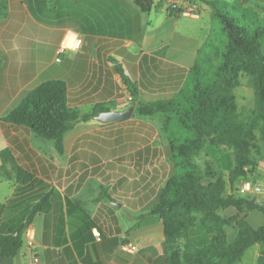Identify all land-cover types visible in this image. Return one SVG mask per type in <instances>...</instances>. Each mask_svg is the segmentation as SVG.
I'll use <instances>...</instances> for the list:
<instances>
[{
  "label": "crops",
  "instance_id": "obj_1",
  "mask_svg": "<svg viewBox=\"0 0 264 264\" xmlns=\"http://www.w3.org/2000/svg\"><path fill=\"white\" fill-rule=\"evenodd\" d=\"M1 1L0 154L8 151L11 163L0 170V234L22 236L23 264L34 257L35 264H165L163 222L138 224L173 175L170 145L163 119L135 109L182 89L211 34L210 26L206 36L200 32L203 20L214 19L210 0H153L149 12L134 0ZM55 80L66 83L69 106L82 113L97 105L134 112L112 123H77L59 152L53 141L5 121L31 90ZM16 168L30 176L25 183ZM44 196L51 208L27 223Z\"/></svg>",
  "mask_w": 264,
  "mask_h": 264
},
{
  "label": "trees",
  "instance_id": "obj_2",
  "mask_svg": "<svg viewBox=\"0 0 264 264\" xmlns=\"http://www.w3.org/2000/svg\"><path fill=\"white\" fill-rule=\"evenodd\" d=\"M134 1L144 12L154 5L153 0ZM206 2L222 26L223 46L210 51H205V46L188 71L184 86L170 99L138 103L135 109L137 116L163 119L173 168V175L164 183L148 214L139 218L138 226L163 222L165 264H239L254 245L261 247L258 264H264V225L253 227L248 221V196L228 194L226 181L217 178L211 167L200 169L195 161L205 148L225 147L233 159L228 181L235 185L258 169L256 156L264 159V26L246 22L242 25L229 16V9L244 13L247 9L219 0ZM6 11V2L1 1L0 17H5ZM117 71L136 96L135 85L121 69ZM245 83L253 89L254 106L240 110L235 90ZM107 110L103 105L87 113L71 108L66 83L55 80L31 90L5 121L53 141L62 152L67 132ZM8 155V151L0 154L3 172L11 163ZM16 172L19 183L30 178L21 168H16ZM50 208L48 196L42 197L26 222ZM4 209L0 205V219ZM254 209L264 215L263 204L255 203ZM226 228L236 230L232 240L228 239ZM22 247L21 235L0 234V258H15Z\"/></svg>",
  "mask_w": 264,
  "mask_h": 264
},
{
  "label": "rangeland",
  "instance_id": "obj_3",
  "mask_svg": "<svg viewBox=\"0 0 264 264\" xmlns=\"http://www.w3.org/2000/svg\"><path fill=\"white\" fill-rule=\"evenodd\" d=\"M223 3H226L230 6L240 7L247 9L246 12H242L239 9L237 12L229 9V16L240 20L241 24L243 25L244 22L248 23L249 25L254 26H264L263 22H258V19L264 21V0H248L245 3L242 1L237 0H219ZM245 15L246 17H243ZM201 33L202 36H206V30L208 26L211 28V34L207 38V42L204 46L205 51H210L214 47H222L225 41V35L222 31V26L217 18H214L212 21L210 20H203L201 23ZM235 94L237 97V104L240 110H249L254 106V92L251 87H249L246 83L237 88L235 90ZM258 158V165L259 169L256 170L255 173H251L248 175L247 178H243L238 181L235 185H231L229 183V171L232 167V155L231 151L222 147L220 149H210L205 148L201 154L196 158V164L199 166L200 169L205 170L208 167H211L216 175L217 178H222L227 183V193L232 194L236 197H243L240 193V188L243 186L244 183H250L252 185H260L263 189L264 194V159L262 157L256 156ZM258 201L256 203L263 204L264 202L258 197ZM247 219L253 227H258L264 225V215L260 213L257 209L249 210L247 213ZM227 237L229 240H232L236 235V230L233 228H226L225 229ZM260 254V246L254 245L249 248L239 264H258V256ZM264 257V256H263Z\"/></svg>",
  "mask_w": 264,
  "mask_h": 264
},
{
  "label": "water",
  "instance_id": "obj_4",
  "mask_svg": "<svg viewBox=\"0 0 264 264\" xmlns=\"http://www.w3.org/2000/svg\"><path fill=\"white\" fill-rule=\"evenodd\" d=\"M134 112V108L131 107L127 109L126 111H104L101 112L99 115L95 117L96 120L102 122V123H112L117 122L121 120L129 119ZM261 201L264 202V196H262ZM257 196L248 197V201L246 203L247 210H251V208L254 206V204L258 201ZM16 264H23L21 260L20 252L16 255Z\"/></svg>",
  "mask_w": 264,
  "mask_h": 264
},
{
  "label": "built area",
  "instance_id": "obj_5",
  "mask_svg": "<svg viewBox=\"0 0 264 264\" xmlns=\"http://www.w3.org/2000/svg\"><path fill=\"white\" fill-rule=\"evenodd\" d=\"M81 39H76L73 46L74 48H78L80 47L81 44ZM68 48L67 44H62L60 47V52H64L66 49ZM240 193L244 196H248V197H253V196H257L259 198H261L263 196V189L261 188V186L258 185H252L250 183H244L243 186H241L240 188ZM28 236V234H27ZM94 236L96 238L97 241H100L102 239V235L101 233L98 232H94ZM30 245H32V242L29 243ZM126 248H128L130 251H136V247L132 246V245H128L126 246ZM38 262V259L36 257H34L31 261L30 264H35Z\"/></svg>",
  "mask_w": 264,
  "mask_h": 264
}]
</instances>
